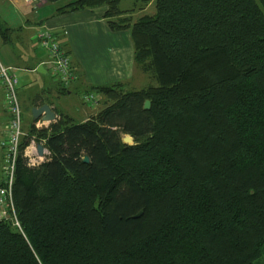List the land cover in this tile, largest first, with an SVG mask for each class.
<instances>
[{"label": "trees", "instance_id": "trees-1", "mask_svg": "<svg viewBox=\"0 0 264 264\" xmlns=\"http://www.w3.org/2000/svg\"><path fill=\"white\" fill-rule=\"evenodd\" d=\"M121 1L66 0L57 14L105 7L107 27L129 31L133 65L155 85L90 87L104 98L93 117L74 123L53 109L46 127L28 126L12 172L19 229L0 218V264H255L264 254V0H131L136 11L153 6L132 21ZM10 32L0 22L3 43ZM57 49L69 61L72 79L57 78L65 89L76 72ZM30 140L47 151L34 167L22 156Z\"/></svg>", "mask_w": 264, "mask_h": 264}, {"label": "crops", "instance_id": "crops-1", "mask_svg": "<svg viewBox=\"0 0 264 264\" xmlns=\"http://www.w3.org/2000/svg\"><path fill=\"white\" fill-rule=\"evenodd\" d=\"M58 6L57 3H48L45 2V0H42L38 4L34 5H32L31 3H23L20 0H0V15L4 17V19L2 18L4 21V25L11 30V32L9 33V42L3 43L0 39V49L5 54V46H9V43L11 41H15L22 46L23 54L26 56L24 62L19 58V56H17V59H14V57H12L13 61L8 62L3 59V56L5 55L2 53L0 55V64L6 68L11 67L13 71L19 73L18 76L20 77V80L18 79V81H21L22 83L30 81L31 79H35V74L40 75L38 76L40 79L42 77H46L49 80L50 85H48L47 88L43 87L40 93H29L30 96L24 92H21L22 90H20V88L18 87L19 89L17 88V95L20 105L25 101L30 100V102L32 103L31 108L45 104L49 106L52 111L54 109L56 113L58 111L59 114L64 115L51 102L49 98L51 95H57L59 93H62V91L65 94H69L68 90L66 89H69L76 84H79V86H84L85 88L103 86L108 85L104 83V80L108 79V81H110V85L114 83L121 84L120 81L125 75L126 67L123 63L125 58L120 57L119 52L121 50L120 48H118L117 56L113 60L110 58L112 63L110 64V68L107 67L106 69V71H109L108 75H103V67L100 63H98L103 57L99 54L100 45L102 42L101 39L99 38L96 45H84L83 43V41L87 38L88 31H86V28L88 25H101L104 33H111V31L108 30L109 28L107 27V25L104 23L103 14L106 11L105 7L99 6L70 13L57 14ZM38 31L50 32L55 39L56 44L58 42L60 45H62L63 50L68 56L71 57V65L76 72V76L74 77V80L65 87V89H61V87L59 88L57 86V81L55 80V77L51 71L50 59L48 57L47 51L44 48L38 46L35 41L34 36ZM115 32L119 34L125 33V37L123 38L127 39L128 43L126 45L125 41L123 40L125 46L124 48L127 49V52L132 59V46L129 39V31L120 30ZM79 43H81L80 50H78ZM25 48H27L28 52L25 51ZM108 57L114 56L112 55ZM86 62L93 64L90 69H85L84 63ZM131 66L133 67V63L131 64ZM96 73L98 75H96ZM110 75L112 76V78L108 77ZM104 76H106L108 79H103ZM97 95L98 101L99 98H101V95ZM2 97L3 92L0 88V101L2 100ZM95 114L86 117L81 122H84L88 118L93 117ZM22 116L24 123L23 130L25 132L28 129V126H30L33 121L30 116L31 120L28 121L29 123H27V121L24 119V114ZM55 117L57 118L56 115ZM6 120L7 118L5 109H1L0 107V131H2L3 125ZM25 121L27 124L25 123Z\"/></svg>", "mask_w": 264, "mask_h": 264}, {"label": "rangeland", "instance_id": "rangeland-1", "mask_svg": "<svg viewBox=\"0 0 264 264\" xmlns=\"http://www.w3.org/2000/svg\"><path fill=\"white\" fill-rule=\"evenodd\" d=\"M65 1L66 0L58 2L57 6L63 4ZM136 8H137V6H134L133 1H131V0H123L119 3V9L125 10L124 11L125 14H123V16H129L131 21L134 20L135 18L143 15V14H152L153 13V6L152 5L146 6L142 10V12L136 11L135 10ZM7 15H8V13H7ZM3 16H4V14H3ZM2 18L4 19V17H2L0 15V22L4 25V21ZM104 23H105V20H104ZM86 31H88L87 38L82 37V38H86L83 41L84 45H87V44L96 45L99 38L102 41L101 45H100V53L99 54L103 57L100 59V61L98 63H100L103 67V69H102L103 75H106V76L108 75L109 71L107 70L108 71L107 72L106 69H107V67L110 68V64L112 63L110 58L113 60L117 56L118 48H120V50H121L119 52L120 57L125 58L123 63L125 64V67H126L125 68V75H124L123 79L120 81L121 85H122L123 92L134 91V90L144 88L146 86L155 85L154 81L148 75L143 74L141 71L136 69L134 65H133V67L131 66V64L133 63L132 59H131L129 53L127 52V49L124 48L125 46H124L123 40L125 41L126 45L128 43V40L123 38V37H125V33L119 34L117 32L111 31V33H113V34H111L110 32L106 34L103 32L101 25L99 26L97 24H95L93 26L88 25L86 28ZM62 44H64V43H62ZM5 47H6L5 48V54L0 49V55L2 53L5 55V56H3V59L5 61L12 62L13 61L12 57H14V59H17V56H19V58L21 60H23V62H24L26 56L23 54V50H22L21 45H19L15 41H13V42L11 41L9 43V46L6 45ZM61 47H62V45H61ZM108 48H110V49H108ZM80 49H81V43H79V49L78 50H80ZM25 51L28 52L27 48H25ZM112 55L114 57H108V56H112ZM69 59L71 62L70 56H69ZM2 64H4V63H2ZM84 64H85V69H90L91 66L93 65L89 62H86ZM9 71L13 75H15V77L17 79V83H18L17 87H19L20 90H22L21 92H24V93L28 94L29 96H30L29 93H33V94L40 93V91L42 90L43 87L47 88L48 85H50L49 80L46 77H42L40 79L38 77L40 75H38V74H35V79H31L30 81H27L24 83H22L21 81L19 82L18 81V79L20 80V77L18 76L19 73L13 71V69H11V67L9 68ZM96 75H98V74L96 73ZM17 76H18V78H17ZM92 76H94V75H92ZM106 76H104L103 79H108ZM108 77L112 78L111 75ZM55 80L57 81L56 78H55ZM108 80H104V83L110 85L109 84L110 81H108ZM66 90H68L69 94H65V93H59L57 95L53 94L49 98H50L51 102L53 103V105L55 107H57V109L62 114L70 117L74 123L81 122L83 119H85L88 116H91L92 114H95L99 109H101L103 107L104 98L101 97L97 101L98 95L95 94L92 90H90L89 87L85 88L84 86H79V84H76V85H74V86H72ZM84 95L91 96L92 100L84 101V99H83ZM29 99H30V97H29ZM0 102H2V103H0V107H1V109H3L4 108V94H3L2 100ZM31 105H32V103L30 102V100L25 101L21 105L19 102L21 113H22V115L24 114V119L27 121V123H29L28 121L31 120L30 119ZM21 106H22V108H21ZM5 113H6L7 120L3 125L2 131H0V141H3L6 139V131L5 130H7V129H4V126L7 124L8 119L10 117V113L7 111V109L5 110ZM22 118H23V116H22ZM26 121H25V123H26ZM23 124L24 123H23V119H22V130H23ZM40 125H41L40 126V128H41V127H45L47 124L44 123L43 125H45V126H43L42 124H40ZM23 134H24V130H23ZM255 264H264V254L259 258L258 261H256Z\"/></svg>", "mask_w": 264, "mask_h": 264}, {"label": "built area", "instance_id": "built-area-1", "mask_svg": "<svg viewBox=\"0 0 264 264\" xmlns=\"http://www.w3.org/2000/svg\"><path fill=\"white\" fill-rule=\"evenodd\" d=\"M23 3H31L32 5L38 4L42 0H20ZM37 45L44 48L47 51L50 59L51 71L54 77L61 82L66 83L69 79H72L69 72V61L67 57L60 54L57 49L55 39L48 31H38L34 36ZM17 79L13 75L9 68L0 65V87L3 89L4 94V108L10 113L7 124L4 126L6 131V139L3 140L2 145L5 150L4 162V185L0 188V218L9 220L11 224L19 229V225L16 221L15 214L12 207L11 186H12V172L14 161L19 153V143L23 137L22 130V118L21 110L16 96ZM84 101L92 100L91 96H83ZM40 122V123H39ZM40 124H44L41 121L34 123L35 128H40ZM46 124V123H45ZM36 144L30 140L27 146L22 150V156L26 160V164L29 167L37 166L41 163L44 157L47 155L46 149L43 147V156L39 157L35 151Z\"/></svg>", "mask_w": 264, "mask_h": 264}, {"label": "water", "instance_id": "water-1", "mask_svg": "<svg viewBox=\"0 0 264 264\" xmlns=\"http://www.w3.org/2000/svg\"><path fill=\"white\" fill-rule=\"evenodd\" d=\"M148 107H149L148 101H144L143 109H148ZM30 116H31L32 121H36V122L41 121L42 123H46V124L53 122L56 118L52 109L45 104L40 105L38 107H32L30 109ZM120 140H121L122 144H126V145H132L133 144L131 137L126 135V134H122L120 136ZM35 151H36L37 156H39V157L43 156L42 145L36 144ZM82 162L83 163L87 162L86 156H84L82 158ZM139 215H140V213L135 215L134 218L139 217Z\"/></svg>", "mask_w": 264, "mask_h": 264}]
</instances>
